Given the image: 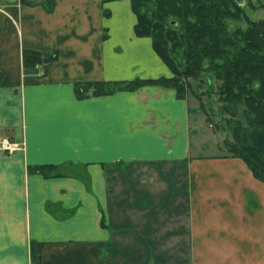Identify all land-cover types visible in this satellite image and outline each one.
Segmentation results:
<instances>
[{"label": "crops", "instance_id": "crops-1", "mask_svg": "<svg viewBox=\"0 0 264 264\" xmlns=\"http://www.w3.org/2000/svg\"><path fill=\"white\" fill-rule=\"evenodd\" d=\"M45 1L0 0V137L21 148L0 151V264H31V243L41 264H264V183L219 144L196 153L203 120L218 139L194 96H75L171 76L129 1ZM25 50L55 59L27 70Z\"/></svg>", "mask_w": 264, "mask_h": 264}, {"label": "trees", "instance_id": "trees-1", "mask_svg": "<svg viewBox=\"0 0 264 264\" xmlns=\"http://www.w3.org/2000/svg\"><path fill=\"white\" fill-rule=\"evenodd\" d=\"M127 1L136 17L135 35L151 40L153 51L171 76L77 83L75 96H102L155 85L173 89L183 98L194 93L192 82L200 86L204 78L208 86L214 80L216 95L229 116L226 126L230 139L224 141V147L264 183V23L242 16L237 0ZM53 3L45 1L48 11ZM242 18L246 27L231 29L230 22ZM53 59L55 54L22 53L23 67L32 71ZM28 171L46 177L56 171V166H32ZM40 251L41 244L31 243V264H41Z\"/></svg>", "mask_w": 264, "mask_h": 264}, {"label": "rangeland", "instance_id": "rangeland-1", "mask_svg": "<svg viewBox=\"0 0 264 264\" xmlns=\"http://www.w3.org/2000/svg\"><path fill=\"white\" fill-rule=\"evenodd\" d=\"M241 10L243 15L247 20L250 21H261L264 23V0H241ZM236 26H240L242 28L246 27V21L244 18L240 20H232L230 22V27L233 29ZM204 82L201 83L200 86L195 85L196 82H192L193 94L190 92L187 94L189 97H193L194 94V102L197 107L201 109L206 118V123L214 129L217 133V140L215 139L211 130L208 129L204 120L202 121V126L205 130H190L189 138H193L194 135H199L202 140V145L200 151L196 152L200 155H209L213 153H217V144H219L220 152L223 154H229L224 147V141L227 140L230 135L227 130L226 121L229 116L225 113L223 109V105L219 102L217 94V90L215 89V82L212 80L210 85L207 86L206 80L203 78ZM197 86V87H196ZM211 87V89H210ZM211 90V92H210ZM199 102V103H198ZM193 117L195 114L192 112ZM201 117V118H202ZM204 119V117H203ZM196 126V125H193ZM217 129V130H216Z\"/></svg>", "mask_w": 264, "mask_h": 264}, {"label": "built area", "instance_id": "built-area-1", "mask_svg": "<svg viewBox=\"0 0 264 264\" xmlns=\"http://www.w3.org/2000/svg\"><path fill=\"white\" fill-rule=\"evenodd\" d=\"M20 146L7 138L0 137V151L3 153H12L20 150Z\"/></svg>", "mask_w": 264, "mask_h": 264}, {"label": "water", "instance_id": "water-1", "mask_svg": "<svg viewBox=\"0 0 264 264\" xmlns=\"http://www.w3.org/2000/svg\"><path fill=\"white\" fill-rule=\"evenodd\" d=\"M237 2L242 3L241 0H237Z\"/></svg>", "mask_w": 264, "mask_h": 264}]
</instances>
